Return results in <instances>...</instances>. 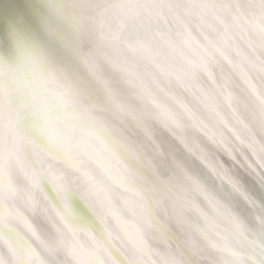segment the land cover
Segmentation results:
<instances>
[{
  "label": "clouds",
  "instance_id": "clouds-1",
  "mask_svg": "<svg viewBox=\"0 0 264 264\" xmlns=\"http://www.w3.org/2000/svg\"><path fill=\"white\" fill-rule=\"evenodd\" d=\"M199 2L100 0L92 10L97 40L83 61L125 81L130 75L158 74L203 103L187 88L190 76L214 101L223 100L232 116L235 110L259 126L264 137V72L258 74L255 90L242 76L237 80L228 72L225 92L223 78L218 86L209 77L218 63L214 54L201 64L180 39L186 27L195 30L200 24ZM224 3L222 19L210 18L207 36L227 34L243 50L237 61L243 69L264 62V0ZM37 60L41 62L29 58L28 66L19 70L31 72ZM40 92L53 109L54 142L47 148L51 154L29 159L25 149L20 159L0 160V250L5 253L0 264H81L93 256L103 264H120L99 241L105 230L128 264L165 258L172 264H255L264 259V202L218 179L214 186L173 175L164 181L168 191H160L125 163L116 145L123 142L153 170L155 157L129 141L113 117L68 92L56 69L43 72ZM31 103V96L22 95L18 105ZM34 111L23 110V128L31 135L44 124ZM212 129L230 141L220 120ZM209 140L215 149L211 157L221 149ZM45 181L51 192L45 190ZM208 217L228 234L227 249L218 244L217 232L206 227ZM96 218L103 228L96 226Z\"/></svg>",
  "mask_w": 264,
  "mask_h": 264
},
{
  "label": "bare ground",
  "instance_id": "bare-ground-1",
  "mask_svg": "<svg viewBox=\"0 0 264 264\" xmlns=\"http://www.w3.org/2000/svg\"><path fill=\"white\" fill-rule=\"evenodd\" d=\"M42 6L47 15H45L46 30L52 31L54 25L59 28L53 30L55 31L53 34V37L56 39L55 43L53 39H51V42L47 38L44 39V42L52 48V50L50 49L49 51H51L50 55L53 58H49L54 61L55 67L66 73V78H69L70 81L77 85H82L85 88V92L81 93L83 95L79 97L87 102L90 107L102 110L113 117L119 127L123 129L124 135L129 141L142 146L149 155L155 157L157 167L153 170L146 165L143 160L137 158L123 142H118L116 148L117 151L125 157V163H127L143 180L150 182L156 188L163 186L167 190L168 188L164 181L170 176L178 175L186 179L188 177L187 173L198 174L203 177L207 176V174L209 175L206 167L211 169L209 167V162L213 158H209L208 151H213V147L209 146L206 141L201 139H198V141L194 143L193 140H190L189 136L185 137V142H181L180 135H186L184 130L178 129L176 132L168 135L166 131L169 128H165L163 125L157 126L156 124L161 114L166 116L171 115V117L169 116L170 118L174 117V110L168 108L173 104L176 114H178L175 115V118L179 120L180 117H183V113H186L187 118L195 119L196 123L202 127L205 123V117L203 118L201 114H213V107H198L197 104L200 102L194 101L192 97H190V101H188L190 104L188 105V103L184 101L186 98L183 94L178 95V97L164 96L163 94L168 90V86L162 85L163 82L160 80H156L154 87L148 85V82L145 81H139L138 83L135 81L133 84L129 85L131 83L129 79L127 81L121 80L108 69L100 71L86 65L83 61V56L87 51L83 52L81 44V41L84 44L85 41L80 40V42H77L73 35L66 31L63 27L65 21L55 11L53 1L44 0ZM78 8L81 9L82 7L79 5ZM76 13L79 14V17L82 19L85 17L83 14L80 15L78 11ZM85 26L87 28L96 26L95 20H91L90 18L88 22H85ZM92 37H86L85 39L89 46L88 50H90L96 42ZM225 41L227 40L225 39ZM55 45H57L58 49ZM229 50L239 52L235 46H229ZM241 53L242 50H240L239 54ZM24 54L25 52L22 53V55ZM39 59L41 61L43 58ZM44 60L47 61L46 57L43 59V62ZM23 61V64H25L27 62L26 58H24ZM0 66H2L0 67V72L9 69L8 67H4L6 64L3 61H0ZM251 78L253 83L257 85V78L254 73ZM19 102L20 97L18 96L14 99V103L18 105ZM192 102L193 104H191ZM191 105L194 109L198 108L197 115L194 109L189 107ZM178 106H183V108L178 110ZM204 111H206V113H204ZM208 118L213 119V115ZM120 120H123V122H120ZM40 145L42 146V144ZM189 151L197 154L196 156L201 160V164L196 162V159L190 157ZM237 174L244 179L245 173L237 171ZM187 179L190 181L192 180L190 177ZM246 182L251 185L248 186V188L257 192L256 195L258 197L263 198V196H261V191H259L250 180L246 179ZM248 211L249 209L245 207L244 214L248 215ZM118 259L120 264H128L122 254L119 255Z\"/></svg>",
  "mask_w": 264,
  "mask_h": 264
},
{
  "label": "snow or ice",
  "instance_id": "snow-or-ice-1",
  "mask_svg": "<svg viewBox=\"0 0 264 264\" xmlns=\"http://www.w3.org/2000/svg\"><path fill=\"white\" fill-rule=\"evenodd\" d=\"M225 6L224 0H200L196 5L200 14V24L197 25L195 30L192 27H186L180 34V39L191 49L201 64L206 65L209 56L213 52H210L209 47L201 43L200 37L207 39V29L211 27L210 18L221 20L222 10ZM169 7L171 10V5ZM225 37L228 38V35L225 34ZM162 39L168 40V37L162 35ZM212 47H215V45H212ZM221 55H223L222 52ZM224 59L229 65L233 66L234 70L239 69L241 76L247 79L249 86L255 90V84L248 77L247 71L241 68L240 65L233 64L230 57L224 56ZM253 67L259 73L264 72V62L257 61ZM218 75L219 78L225 80V84L222 87L227 92L226 80L228 71L222 64H217L216 70L209 71L211 82L221 86ZM42 76L43 72L39 69H33L31 72H23L19 69L0 72V160L7 156H15L20 159L25 149L29 150V159L38 158L44 152L51 154L49 149L42 147L23 128V120L25 119L23 110L36 109L33 114L42 117L44 121V124L36 130L50 143L54 142L50 131L53 109L40 92ZM185 82L189 91L198 95L203 103L210 107L215 106L214 98L208 92L200 89L199 85L190 76L186 77ZM22 95L31 96L32 103L23 106L14 103V99ZM228 99L230 101V97ZM60 102L62 103L63 100L61 99ZM220 121L230 133L231 139L226 141L223 136H217L215 130L210 129L208 131L209 139L214 140L215 144L221 149L217 152L214 159L209 162V167L221 185H231L233 188L242 190L245 195H248L242 186L237 170L250 172L258 177L261 182H264V137L260 133L259 126L244 120L235 110L233 111L232 122L225 119L222 114L220 115ZM226 160L230 163H226ZM32 167L36 168L35 162H33ZM24 174L27 178L28 172L26 170ZM158 189L160 191H168L163 186ZM100 222L103 228L102 220ZM158 226L163 227L162 224ZM206 227L211 231L217 232L218 244L227 249L229 236L220 229L213 218H206ZM99 241L107 253L120 262L118 257L121 253L113 244L106 230L99 236ZM77 255H81L78 250ZM81 264H103V262L99 257L93 256L90 259L81 260ZM150 264H172V261L165 258L158 262L152 260ZM255 264H264V259L257 260Z\"/></svg>",
  "mask_w": 264,
  "mask_h": 264
},
{
  "label": "water",
  "instance_id": "water-1",
  "mask_svg": "<svg viewBox=\"0 0 264 264\" xmlns=\"http://www.w3.org/2000/svg\"><path fill=\"white\" fill-rule=\"evenodd\" d=\"M47 1V0H45ZM53 1V4L55 6V11L57 12L58 15L61 16L62 19H64V28L66 31L71 33L75 40L77 42H80V40L85 41V44L81 41L82 47H83V52L88 51V44L86 43V37H92L94 41H96L97 37V32H96V26L87 28L85 26V22H88V20H94V17L92 15V10L95 7L99 6L100 0H51ZM42 3H44V0H0V61H3L6 66L10 69H20V68H25L28 66V59H39V58H45L47 59L41 60V62L34 61L33 64V69H39L42 72H45L48 70V68H54L57 70V74L61 77V79L64 81L65 85L67 86V91L68 92H74L78 96H81L85 92V88L82 85H77L74 82L70 81L69 78H66V73L62 72L61 69L56 68L54 61L51 59L53 58L50 54L52 50L51 46L46 44L44 42V39H49L51 42V39L54 40V43L56 42L55 38L53 37V34L55 31L54 29H59L55 25L51 30H46V21L45 17L47 16L46 13L44 12V8L42 6ZM81 6L82 8L79 9L78 6ZM91 9H90V8ZM89 8V9H88ZM80 12V15H85L83 19L79 17V14L76 12ZM46 15V16H45ZM59 31V30H57ZM199 35V34H198ZM201 43L204 44L206 47H209V49L213 52L217 64H222L224 68L229 72L232 73V75L239 80L241 77L240 70L233 69L232 65H229L225 59L224 56H228L231 58L233 61V64H237V61L241 56L244 55L243 50L242 53L239 54L240 50L239 48L238 51H230L229 46H233L231 43L230 38H226L225 35L222 36H207V39H204L203 37H200ZM225 39L227 41H225ZM212 45H215V47H212ZM56 48L58 49L57 45H55ZM219 49V51H217ZM25 52L24 55L22 53ZM221 52L223 55H221ZM33 56V57H32ZM40 56V57H39ZM39 57V58H38ZM51 57V58H49ZM26 58L27 62L23 64V59ZM40 60V59H39ZM213 70H216L214 68ZM245 70L248 73V77L251 79L253 82L251 76L254 73L257 78V85H259V80H258V74L259 72L256 71L254 67H249L245 68ZM239 73V75H238ZM219 78V75H218ZM131 83L133 84L135 81L138 83L139 81L141 82H148V85H152V87L155 86L156 80L162 81V85H167L168 90H166L164 96H174L178 97V95L183 94L184 97L186 98L184 101L188 103L190 101V96L189 92L182 87L178 83H169L167 80H165L164 77L160 75H155V76H149V75H144V76H133L130 75L128 78ZM244 81L249 85L248 80L243 78ZM159 81V82H160ZM84 101V100H83ZM190 103H188L189 105ZM193 104V102L191 103ZM198 107L200 106H208L206 103H199L197 104ZM214 107H213V114L212 113H207L205 115L201 114L202 117L205 120V123L202 127H200L195 119L193 118H187L186 113H183V117H180L179 120L175 118L176 110L173 106V104L168 107L170 110H174V117L170 118L171 115H164L161 114L159 116V120L157 121L158 125H163L165 128H169L166 132L169 134H172L173 132H176L178 129L184 130L186 135H180L181 137V142H185V137L189 136L190 140L198 141V139L206 141V143L213 147V145L210 143L209 137L207 135L208 131L213 128V123L214 121L220 120V115L222 114L225 119H227L229 122H232L233 116L231 114V110L228 108L227 104L221 100L219 102L214 101ZM192 107L193 106H189ZM187 107V108H189ZM183 106L179 107L178 110H181ZM194 109V108H193ZM198 109V108H197ZM197 109H194L195 114L197 113ZM153 110V108H152ZM185 110V109H183ZM206 110V109H205ZM156 111V110H155ZM157 112V111H156ZM194 113V112H193ZM206 113V111H204ZM199 114V113H198ZM197 115V114H196ZM213 115V119H209V116ZM170 116V117H169ZM244 120L248 121L251 123L246 117L241 116ZM31 118V117H30ZM120 122H123V120H120ZM139 126V125H137ZM227 130V129H226ZM32 136L37 140L38 143L42 144V147L44 148H49V142L48 140L41 135L36 129L32 131ZM184 136V137H183ZM215 151L213 147V151L209 150V158L210 154ZM190 157L192 159H196V162L201 164V160L196 156L194 152L189 151ZM217 154V153H216ZM193 155V156H191ZM215 155L211 156V158L214 159ZM223 158V157H222ZM203 162V161H202ZM226 163H230L229 161L226 160ZM143 166V165H142ZM202 166V165H201ZM207 176L203 177L200 175H196L193 173H187L188 177H190L192 180L190 181L189 179L186 178L189 182L192 184H197L198 182H206L208 184L218 186V180L217 178L213 175L212 170L207 168ZM238 172L240 171L245 173V181L243 177L239 176L242 186L244 187L245 191L252 197L255 198V200L264 202V182H261L258 177H256L254 174L250 172H246L243 170H237ZM200 178V179H198ZM202 179V180H201ZM246 179L250 180L259 191H261V196L258 197L256 195L257 192H255L253 189L248 188L249 185L246 182ZM166 185V184H165ZM167 187V185H166ZM45 190L51 192L50 185L45 181ZM93 216L95 215L94 213L92 214ZM95 224L97 227L102 228L101 222L98 218L95 220ZM95 231V229H94ZM97 235L99 233L97 232ZM219 239V238H218ZM231 243L230 239L227 241V245L229 246ZM222 249H225L223 246H221ZM122 254V253H121ZM123 255V254H122ZM125 257V256H124ZM5 258V253L0 250V262ZM127 260V258L125 257ZM128 262V261H127Z\"/></svg>",
  "mask_w": 264,
  "mask_h": 264
}]
</instances>
